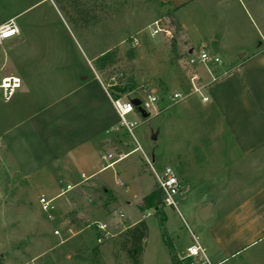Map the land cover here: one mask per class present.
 Masks as SVG:
<instances>
[{
  "label": "rangeland",
  "instance_id": "374dc122",
  "mask_svg": "<svg viewBox=\"0 0 264 264\" xmlns=\"http://www.w3.org/2000/svg\"><path fill=\"white\" fill-rule=\"evenodd\" d=\"M225 1L220 9L214 0H193L176 15L190 34L197 26L212 31L214 19L224 28L236 10L233 1ZM79 3L94 17L89 25L70 22L78 17L75 5L63 11L57 0H0V26L15 19L19 27V34L0 47V81L22 78V88L8 101L0 92V264H131L118 236L139 220L149 229L143 264H186L173 256L185 257L194 237L205 250L194 259L198 264H264V219L223 220L235 205L262 190L264 167L250 170V161L234 166L241 156L221 118L210 102L192 92L191 76L197 69L188 59L196 54L188 52L180 26L171 24V8L158 0ZM243 22L251 31L250 21ZM155 23L171 35L151 36ZM106 54L110 57L100 61ZM125 87L129 89L121 93ZM143 91L161 99L181 92L185 98L165 104L157 115L129 116L137 122L130 134L109 98L138 103ZM105 124L117 127L119 135L104 154L117 159L139 150L81 182L68 159ZM146 158L157 171L174 168L183 182L185 173L193 175L176 198L178 209L162 210L168 214L163 224L159 211L137 208L157 187ZM215 176L245 188L217 190ZM66 183L74 189L55 199L57 210L49 217L41 211L39 197L56 198ZM226 185L225 180L222 187ZM212 201L216 207L202 221L199 208ZM97 222L112 226L114 237L103 244ZM221 234L229 242L227 251L216 238Z\"/></svg>",
  "mask_w": 264,
  "mask_h": 264
},
{
  "label": "crops",
  "instance_id": "0c3cea01",
  "mask_svg": "<svg viewBox=\"0 0 264 264\" xmlns=\"http://www.w3.org/2000/svg\"><path fill=\"white\" fill-rule=\"evenodd\" d=\"M158 1L163 5L165 9L171 8L176 21L178 22L180 28L186 36L189 47L188 52L190 54L197 55L201 50H203L206 51L210 56L218 57L221 60V64L218 65L213 62H211L210 65H204V67L208 69V75H206V73H202V65L195 67L197 69V72L195 74L199 76V84L203 87V94L209 98V102L212 104L214 110L221 118L222 123L224 124L225 131L229 134L230 138L233 141L234 147L236 148V150H238V153L241 156V161L235 163L234 166L238 168V166L240 167V164H242L243 162L245 163V165H247V162L250 161V170L259 166L263 168L264 0H231L234 3V6L232 7L236 8L235 12H233L234 14L230 12L231 14H229L228 19L221 17V15L219 17V19L223 18L227 21L224 28L222 25H220V23L217 24L216 20L214 19L212 31L205 32V30L203 31L201 27L197 26L195 32L192 34H190L188 26L185 23L181 22L180 19H178L176 10L187 7L188 4L193 0ZM214 4L218 8L222 9L225 6L226 1L214 0ZM243 19H247L250 21V25L252 27V29L250 28L251 31L247 30V27L244 25ZM197 46H200L201 48H197ZM20 79L22 82V78ZM21 88L22 87H20L19 89ZM109 100L111 101L110 98ZM112 108L116 113L113 105ZM118 135L119 129L112 124L99 126L96 134L89 138V140H87L85 144L79 146L71 152V156L68 159L69 165L75 171H78L81 174L82 180V175H85V177L87 178V180H81V182L91 180L94 176L109 168L114 167L119 162L118 161L112 167H109L107 169H104L103 164H100V167L98 166L100 161H104L103 157L108 155L104 154L103 152L107 151L109 142L117 139ZM138 150L139 148H134L129 154H122V159L120 161L126 159L131 153ZM130 168L131 167H129L128 169ZM175 172L177 171L175 170ZM184 176L186 178L185 182L190 177H193V175L189 174L188 172L185 173ZM220 177L221 176H215L212 179L213 186L215 185L217 190H223L226 192L228 190L231 191L245 188V186L232 187L231 180H221ZM178 178L182 186H184L185 182H183V180L179 176ZM259 178H262V176L258 177L257 179ZM225 180L227 181V185L225 187H222L223 183H225ZM116 183L118 185L122 184L119 180H117ZM154 189L155 188L153 187V190ZM59 195H57L56 198L51 199L64 197L67 194L64 196ZM143 198L144 197H142L137 203V208L140 212L141 210L139 208V205ZM65 201H67V198L65 199ZM216 204L217 203L214 201L208 204L209 206H211V211L207 219L211 217ZM238 205L239 206L235 205L233 210L230 211L229 214L223 219L224 222H237L241 221L242 219H246L248 221L263 220L264 187L257 193L252 194L243 204L241 203ZM199 209L201 210V208ZM165 212L167 217V211L165 210ZM123 217L125 216L123 215ZM134 224L129 225L132 226ZM109 227L112 231V226L109 225ZM126 228L127 227H125L124 229ZM222 235L223 234L219 236L217 235L216 238L222 243V250L227 251L229 248V242L224 237L226 235H223V237L221 238ZM186 256L187 252L185 257H182L179 260L183 262L187 261V263L190 260L191 262L192 259H186Z\"/></svg>",
  "mask_w": 264,
  "mask_h": 264
},
{
  "label": "built area",
  "instance_id": "2783aa9c",
  "mask_svg": "<svg viewBox=\"0 0 264 264\" xmlns=\"http://www.w3.org/2000/svg\"><path fill=\"white\" fill-rule=\"evenodd\" d=\"M164 33L166 36H170L171 32L169 29H163L160 23H155V28L151 31V36L155 37ZM19 34V27L15 23V19H10L8 22L4 23L0 26V47L3 46L4 42L16 37ZM264 43V39H263ZM213 62L215 64H221V60L218 57L210 56L206 51L201 50L197 55L190 56L188 59V65L191 67H196L199 65H207L208 63ZM21 79L15 76L4 77L0 81V92L5 100H9L21 87ZM191 84H192V92L195 95L201 97L204 103L209 102V98L203 94V87L199 85V76L197 74H193L191 76ZM142 99L139 101V105H135L134 101L127 97H121L120 99L111 100L113 107L121 121V126L124 127L130 134L133 133V130L137 127V122L130 121L128 119L129 116L135 113H149L153 115H157L161 112V110L166 106L167 103H177L181 101L185 96L181 92H170L168 95L161 99L159 96L149 93L147 91H143ZM122 156L114 159L112 154H108L103 157L104 161L111 160L104 169L112 167L115 163L120 161ZM147 166L150 167L153 175L157 180V185L162 189L164 193L163 204L166 208H173L177 210V202L176 198L182 194L183 186L176 174L175 170L166 166L160 171L155 169L152 161L148 158L145 159ZM83 180H87L85 175H82ZM74 187L71 184H65L61 188V192L59 196H64L71 192ZM55 199H50L46 195L42 194L39 197V205L41 207V211L51 217L57 210L54 205ZM123 217V215H121ZM95 229L98 235V242L103 244L105 241L110 240L114 237V234L110 230V227L107 223L97 222L95 224ZM55 235H59L60 232L55 230ZM195 244L187 249L186 259H192L189 264H198L194 262L196 257H199L201 254L205 255V250L198 242V238L194 237Z\"/></svg>",
  "mask_w": 264,
  "mask_h": 264
},
{
  "label": "trees",
  "instance_id": "16d2710c",
  "mask_svg": "<svg viewBox=\"0 0 264 264\" xmlns=\"http://www.w3.org/2000/svg\"><path fill=\"white\" fill-rule=\"evenodd\" d=\"M61 9L65 11L68 7L75 5L76 14H78L77 20L71 19L70 22L76 26L78 20L83 22L86 25H89L93 20L91 11L85 4H80V0H57ZM171 24L173 26H178L179 24L175 19H172ZM110 57L109 54L104 55L100 58V61H106ZM132 87H130L131 89ZM129 88L125 87L120 89L121 93H124ZM164 193L161 188L157 187L147 196H145L139 208L141 211L156 210L160 212L162 224L166 222L167 217L162 210L164 209L163 204ZM148 225L145 220H141L136 224L127 227L119 236H118V246L127 254L131 264H143V256L146 250L147 238H148ZM177 263L180 260L176 259V256H173ZM190 263V260L187 264Z\"/></svg>",
  "mask_w": 264,
  "mask_h": 264
},
{
  "label": "water",
  "instance_id": "95a60500",
  "mask_svg": "<svg viewBox=\"0 0 264 264\" xmlns=\"http://www.w3.org/2000/svg\"><path fill=\"white\" fill-rule=\"evenodd\" d=\"M137 102H135L136 104ZM139 104V102L137 103V105ZM210 211H211V206H205L204 208H202L200 211H199V218L202 220V221H205L207 220V218L209 217V214H210Z\"/></svg>",
  "mask_w": 264,
  "mask_h": 264
}]
</instances>
